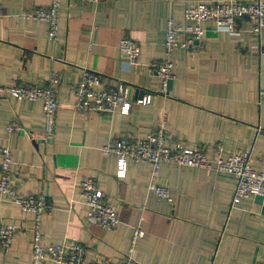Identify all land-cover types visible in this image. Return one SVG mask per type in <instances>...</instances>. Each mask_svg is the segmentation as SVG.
<instances>
[{"label": "crops", "instance_id": "0c3cea01", "mask_svg": "<svg viewBox=\"0 0 264 264\" xmlns=\"http://www.w3.org/2000/svg\"><path fill=\"white\" fill-rule=\"evenodd\" d=\"M212 1L61 0L57 34L50 40L46 22L21 16L49 0H0V85L43 87L53 73L59 79L51 135H45L41 100L0 95V147L12 154V184L20 193L43 194L52 205L41 218L44 244L80 243L87 261L102 257L111 264L130 247L137 264H264V198L231 205L235 175L163 162L155 181L167 188L173 199L168 203L147 188L150 162L131 161L125 176L117 177L116 158L101 153L122 135L144 137L165 113L174 141L200 146L209 157L217 145L225 153L248 149L253 169L264 175V27L256 35L246 18L236 21L234 31L203 22V38L171 55L167 95L150 71L164 57L167 19L183 23L185 7ZM122 38L139 45L136 65L120 51ZM84 69L108 83H126L129 112L75 110L74 89ZM148 93L150 103H135ZM12 123L19 128L9 132ZM84 176L96 179L115 204V229L88 219L77 199ZM2 223L17 229L9 247L0 245V264H31L33 213L0 195ZM136 227L143 234L132 244Z\"/></svg>", "mask_w": 264, "mask_h": 264}, {"label": "built area", "instance_id": "2783aa9c", "mask_svg": "<svg viewBox=\"0 0 264 264\" xmlns=\"http://www.w3.org/2000/svg\"><path fill=\"white\" fill-rule=\"evenodd\" d=\"M97 2L99 0H84ZM61 0H49V4L39 7L21 16L39 19L47 23L48 39L56 37L59 21V8ZM3 17L0 7V18ZM246 18L252 23V32L260 35L264 27V0H223L212 2H198L183 10V23L176 22L172 17L166 21L164 37V57L160 61L150 64V71L160 79V92L167 95L169 80L172 78V53L176 48H191L195 41H200L205 33L203 22L211 21L215 30L234 31L238 19ZM183 33L184 39L179 38ZM118 47L123 52L129 64L136 65L140 56V47L132 39L122 38ZM59 79L55 73L50 77L49 85L35 86L17 83L0 85L1 96H11L18 100H41L43 103L45 135H51L54 128V118L59 107L57 102V86ZM128 85L122 81L114 84L108 83L105 77L94 70L84 69L74 89L73 108L81 112L113 113L120 110L128 113L131 101L127 97ZM264 90L260 91V97ZM151 94H144L135 99V103L148 104ZM19 127L15 123L8 124L9 132ZM34 138L33 135L30 136ZM101 153L113 155L116 158V176L124 177L127 165L131 161H148L152 165L151 178L147 188L157 197L172 203L166 187L158 185L155 176L161 163L168 162L188 167H199L218 172L230 173L236 177V185L231 205H236L242 198L261 196L264 198V175L255 171L251 165V152L241 149L225 153L221 145L214 148L212 157H209L200 146H187L171 138L164 113L159 122L141 138H131L122 135L115 138L108 145L101 148ZM0 195L8 197L17 204L23 212L33 213L31 227V264H111L102 257L87 261L85 248L80 243H49L42 242L41 218L52 210V205L43 194L20 193L12 184L11 167L12 154L8 147H0ZM78 200L87 210L88 219L104 230H113L119 223L115 204L104 198L96 179L84 176L78 182ZM17 227L14 223L0 225V245L7 248L11 245ZM143 231L136 227L133 229L132 240L141 237ZM132 247L118 264H137L133 259Z\"/></svg>", "mask_w": 264, "mask_h": 264}, {"label": "water", "instance_id": "95a60500", "mask_svg": "<svg viewBox=\"0 0 264 264\" xmlns=\"http://www.w3.org/2000/svg\"><path fill=\"white\" fill-rule=\"evenodd\" d=\"M171 83H172V79L169 80V83H168L169 84V88H170ZM140 94H141V91H140ZM255 199L260 201V200H262V197L261 196H255Z\"/></svg>", "mask_w": 264, "mask_h": 264}]
</instances>
